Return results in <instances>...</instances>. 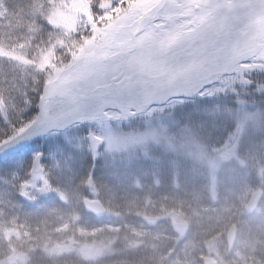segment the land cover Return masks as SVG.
I'll use <instances>...</instances> for the list:
<instances>
[{
  "label": "rangeland",
  "instance_id": "1",
  "mask_svg": "<svg viewBox=\"0 0 264 264\" xmlns=\"http://www.w3.org/2000/svg\"><path fill=\"white\" fill-rule=\"evenodd\" d=\"M31 1V21L19 31L0 0V21L15 25L0 37V59L13 83L39 72L43 94L117 82L125 93L153 88L172 68L157 70L153 44L171 49L216 20L228 27L221 48L199 55L175 86L153 96L46 99L45 125L21 144L30 145L0 156V264H12L10 257L13 264H204L197 246L212 229L222 232L201 258L264 264V243L253 233L264 234V194L254 213L245 210L264 191V0ZM121 64L134 73L131 82L119 71L100 75ZM8 109L0 93L7 118ZM33 117L20 135L41 112ZM88 197L103 202L107 216L88 213ZM148 215L161 221L151 226ZM179 221L189 226L185 236L173 229ZM232 231L241 240L229 247Z\"/></svg>",
  "mask_w": 264,
  "mask_h": 264
},
{
  "label": "trees",
  "instance_id": "2",
  "mask_svg": "<svg viewBox=\"0 0 264 264\" xmlns=\"http://www.w3.org/2000/svg\"><path fill=\"white\" fill-rule=\"evenodd\" d=\"M6 3H7V13H8L7 18H11L13 16V20L14 22L16 21L15 25L19 27V31H24L27 24L31 21L32 11H30V5L32 4V1L31 0H6ZM12 21L9 22L8 24L2 23L0 21V33L2 32L0 37L3 38L4 35L8 37L9 30L11 29L10 27L15 26V25H11ZM5 32L6 34H4ZM26 32L29 34L28 28L26 29ZM38 41H40V38H38L37 35H35L34 39L31 41L32 45L33 46H36L37 44L39 45L40 42ZM18 44L20 45V42H18ZM9 67L10 65H8L7 58L4 59L1 57L0 59V93L2 94L5 102L8 104L9 109L7 110V113L8 112L9 113H8V118H7V116L4 117L3 116L4 114H2L0 111V146L11 144L12 142L19 140L20 138L24 137L27 134V133L24 134L23 132V135H20L22 133H20L19 129L22 124L27 125L28 123L33 121V118H34L33 116L36 113L40 112L39 102L44 95L43 93H44V88H45V82H44L43 77L41 76L39 78H36L37 75L39 76V72L36 73L34 69H30V72H26L24 76L22 77L23 79L22 78L19 79L20 81L19 83H13L11 79L9 78ZM136 86L138 87V89L142 88L140 84ZM262 86H263L262 89L264 90V85ZM130 89L128 88L129 91ZM131 91H133V89ZM136 92H143V91L141 90V91H136ZM30 141L20 146L18 149L3 153L1 156L7 155L8 153L12 154L13 152L22 150L27 145H30ZM24 155H20L19 157H23ZM19 157H16L12 162L15 163L16 161H18ZM9 165L11 166V169H12L17 164H9ZM137 206H136L137 208L136 207L134 208L135 215H137L136 211H138V208L140 205H137ZM121 207L128 208L126 205H123ZM124 211H125V208L122 212ZM220 230L221 229H212L211 233L209 234H205V233L200 234V241L197 246L198 248L197 255L199 256V259H201V253H204L206 250L207 240L213 236L219 235L222 232V230L221 231ZM240 231L238 232V236H241ZM253 233H254V236H256V238L260 239V241L264 243V234L262 232L259 233V230L255 229ZM224 240L225 238L223 237L222 242H224ZM261 242L259 246H261ZM263 243H262V246H263ZM223 244L226 246V241ZM259 253L260 255L264 256V249L263 251L260 250ZM225 264H235V262H232L231 260H229L228 257H226Z\"/></svg>",
  "mask_w": 264,
  "mask_h": 264
},
{
  "label": "water",
  "instance_id": "3",
  "mask_svg": "<svg viewBox=\"0 0 264 264\" xmlns=\"http://www.w3.org/2000/svg\"><path fill=\"white\" fill-rule=\"evenodd\" d=\"M148 21L149 20L147 17L144 18L141 21L140 29H142L145 26V24L148 23ZM199 55H197V56L193 57L192 59L186 61L182 65L176 66L175 68L172 67L167 72V74H165V76L163 77V79L169 78L168 82L160 83L156 87L152 88L151 90H148V91H146L144 93H140V94H134L132 96L144 98L147 96H152L160 90H166L170 87H173L176 84L177 79L180 77V75L187 70L190 63L195 61L199 57ZM75 89L77 90V92H75V93H74V89L70 90L69 92H63V93H58L56 91H47L45 93V95L43 96L42 100L40 101V111H41V115H42L41 122L38 123L33 129H31L28 132L27 136L18 140L12 146H1L0 147V153L3 151H8V150H11L13 148L19 147L22 143L26 142L32 136H34V134L37 132V130H39L43 125H45L47 118H48L47 113H46V109L44 107L46 99H48L50 97L69 98V97H73V96H78V95L86 92V90L82 89V88H75ZM112 92H117V91L112 90V89H104V88L94 89V90L88 91L89 95H91V96L96 95V94H101V93H112ZM42 159H43V153H40L37 156L36 161H35L34 168L36 171L40 170ZM263 194H264V191L262 189L253 194V196L251 197V199H250V201L246 207V210L248 213H253L256 210ZM84 204H85L87 211L94 213L97 216H104L107 213V207L100 200L91 199L88 197L84 200ZM145 220L150 225H156L159 222L160 217L149 215L146 217ZM174 228L178 233H180L183 236H185L188 232V227H187V224L185 222H176L174 224ZM233 244H234V231L230 232V245H233ZM9 261L11 263H14V259L12 257L9 258ZM205 263L206 264H218L212 257H207L205 259Z\"/></svg>",
  "mask_w": 264,
  "mask_h": 264
},
{
  "label": "snow or ice",
  "instance_id": "4",
  "mask_svg": "<svg viewBox=\"0 0 264 264\" xmlns=\"http://www.w3.org/2000/svg\"><path fill=\"white\" fill-rule=\"evenodd\" d=\"M227 27L228 21L216 20L209 26L201 28L180 40L171 49L165 50L163 47H157L153 44V55L159 65L157 70L166 71L169 66L175 68L199 54H210L221 48L226 43L225 32ZM113 71H119L130 82L134 75V73L129 75L130 68L123 64L115 69H102L100 75L107 79Z\"/></svg>",
  "mask_w": 264,
  "mask_h": 264
},
{
  "label": "bare ground",
  "instance_id": "5",
  "mask_svg": "<svg viewBox=\"0 0 264 264\" xmlns=\"http://www.w3.org/2000/svg\"><path fill=\"white\" fill-rule=\"evenodd\" d=\"M237 240H238L239 242H240V240H241V236H238V234H237ZM235 243H236V240H235ZM258 248L260 249V248H262V246H259ZM229 260H231L232 262H235V257L232 256Z\"/></svg>",
  "mask_w": 264,
  "mask_h": 264
},
{
  "label": "flooded vegetation",
  "instance_id": "6",
  "mask_svg": "<svg viewBox=\"0 0 264 264\" xmlns=\"http://www.w3.org/2000/svg\"><path fill=\"white\" fill-rule=\"evenodd\" d=\"M120 89H122V88H120Z\"/></svg>",
  "mask_w": 264,
  "mask_h": 264
}]
</instances>
